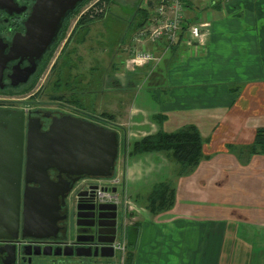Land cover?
I'll list each match as a JSON object with an SVG mask.
<instances>
[{
  "label": "crops",
  "instance_id": "obj_1",
  "mask_svg": "<svg viewBox=\"0 0 264 264\" xmlns=\"http://www.w3.org/2000/svg\"><path fill=\"white\" fill-rule=\"evenodd\" d=\"M234 1L235 7L224 0H183L185 21L206 20L208 25L191 44H172L157 61L127 60L137 46L131 39L135 28L129 27V38L116 48L123 51L113 54L121 56V62L108 71V79L94 63L98 55L86 63L90 70L84 81L101 84L102 89L95 90L108 94L105 101L100 99L97 116L115 123L124 119L131 140L158 128L155 113L164 115V129L192 122L205 139V157L184 174H177L176 168L170 172L171 158L161 151L126 160L125 189L139 206L126 229L132 250L127 264H264V155L242 161L231 148L250 142L257 126L264 125V0ZM146 48L153 49L149 42ZM140 80L141 85L148 81L146 90L137 89L133 98L123 95ZM248 162L256 165L254 174L243 172ZM234 168L240 172L232 173ZM230 178L238 189L232 187L223 214H216L211 186ZM159 180L171 183L174 200L150 212L138 199L144 200Z\"/></svg>",
  "mask_w": 264,
  "mask_h": 264
},
{
  "label": "water",
  "instance_id": "obj_2",
  "mask_svg": "<svg viewBox=\"0 0 264 264\" xmlns=\"http://www.w3.org/2000/svg\"><path fill=\"white\" fill-rule=\"evenodd\" d=\"M78 1L33 0L23 21L24 31L14 32L10 42L0 36V85L6 67L10 68L7 75L11 84L27 79L36 59L50 46L67 11ZM15 3L0 0V8L8 12L17 10ZM13 59L16 62L8 66L7 62ZM23 59L27 64L20 65ZM26 126L25 143L19 126L7 127L1 135L4 143H0V237L9 239L18 232L20 236H56L58 222L66 219V212L60 211L72 184L82 177L111 175L118 150L116 130L88 118L62 114L53 116L43 131L29 120ZM86 191L81 189L78 195L82 197ZM75 207V216H86L87 205L76 203ZM98 207L103 212L115 209L113 203H99ZM105 221L101 219L99 225L105 226ZM43 228L49 231L44 232ZM111 241L101 239L93 250L85 244L50 245V253L111 256Z\"/></svg>",
  "mask_w": 264,
  "mask_h": 264
},
{
  "label": "flooded vegetation",
  "instance_id": "obj_3",
  "mask_svg": "<svg viewBox=\"0 0 264 264\" xmlns=\"http://www.w3.org/2000/svg\"><path fill=\"white\" fill-rule=\"evenodd\" d=\"M14 1L16 2L15 6L17 7V10H11L8 12L5 9L0 8V36L6 42H10L14 32L24 31L23 21L33 2V0ZM42 56L36 59L33 71L24 82L11 84L7 75L8 72H10V68L6 67L4 69L2 84L0 85V143H4L1 140L2 132L5 130L7 131L6 128L11 126L21 127L22 143H25L26 125L28 120L33 124H37L39 129L43 131L47 128L53 116L70 114L81 118H87L85 115L86 112L81 113L84 112L82 105H78V108L73 106V110L71 111L66 108H63L62 110L55 109L53 106H50V101L49 104L41 103L36 96L32 97V95L37 93V90L29 93L31 98H35L33 102L23 100V93L26 90L22 89L34 77ZM14 62H16V59L9 60L7 64L10 66ZM25 64H27V61L23 59L20 62V65ZM29 95L27 94L28 97ZM51 100L55 103H64L59 99ZM23 104L26 106H22ZM91 180L92 177H82L72 184L65 197V205L60 211L66 212V219L64 218L58 222L59 229L56 236H20L18 232V235L12 239L0 237V264H119V258L116 262L110 259L115 253L118 256V253L113 248V254L111 256H101L98 254L77 255L71 253L64 255L62 253H50V245L53 247L55 245L62 247L64 244H69L72 247L77 244L90 245L91 250H93L96 245L101 244V239H114L120 226H123L126 233L128 222L120 217L119 212L116 209H114V211L110 209L108 212H103L99 209V203L93 201L91 189L87 190L86 194L82 195V197L78 195V191L85 189L86 184L93 183ZM67 199H69V203L67 202ZM76 203L88 206V209L84 210L85 217L75 216L78 211L75 207ZM89 204L92 206L90 207ZM103 214H106L104 218L102 217ZM101 219L106 220L105 226L99 225ZM79 221L81 222L78 223ZM101 227L103 229L102 231L105 232L100 231ZM43 231L48 232L49 229L43 228ZM69 231H71L72 234H70ZM75 238L78 239L75 240ZM65 249L69 250L67 247ZM43 250L46 252H42Z\"/></svg>",
  "mask_w": 264,
  "mask_h": 264
},
{
  "label": "rangeland",
  "instance_id": "obj_4",
  "mask_svg": "<svg viewBox=\"0 0 264 264\" xmlns=\"http://www.w3.org/2000/svg\"><path fill=\"white\" fill-rule=\"evenodd\" d=\"M134 1L138 0H112L110 2L106 15L103 17V19L100 20H93L89 25V31L85 35L84 39L81 42L76 43L75 36L74 35L68 42L69 45H75L76 51L71 54V64L72 67L66 68L65 66L62 67V74H61V80L60 84L58 85V89L55 91L52 87V82L56 79L57 75L55 74V71H53V63L56 61L57 56L59 55V52L62 51L63 43L66 41V38L69 35L70 29L73 26V23L75 22L78 13L85 7V5L89 2L88 0L80 7V9L76 12V14L72 15L67 23L65 33L63 37L58 41L56 44L51 56L47 59L46 63L44 64L43 68L39 72V74L36 76V79L34 80L32 86L28 88L24 93L23 100H29L32 101L35 98H31L29 93H31L34 90H37V93L32 95V97H37L39 101L43 104H49L50 106H53L55 109L62 110L63 108H66L67 110H73V106L79 107L78 104L75 102H71L69 100L64 101L63 97L53 98L51 95H57L59 93V90L64 89L67 90V86H64L63 82L66 80L67 73L69 75V79L71 81V85H74L75 88V94L81 101V105L83 106L84 112L87 118H90L91 120H94L96 122H99L101 124H105L107 126H110L114 128L118 134V150L115 160V165L112 171V175H118L120 176L123 173V167L125 166L126 160L129 158L127 155V144L130 143L131 135L127 133L126 131V124L124 123V119L118 118L119 123H115L114 121H108L105 119V117H98L97 110L99 107V101L102 99V102L105 101L108 98L107 91L101 93L98 92L97 89H102V85L98 84L96 85L95 82L86 83L84 81L85 75L89 74L88 71L89 68H86V63L89 62L90 57H93L94 53L96 54V57L98 55V60L94 59V63H96V66L102 71H104L103 74L105 75V78L108 79L110 77L109 72L117 68L116 63L118 65L121 62V56H115L113 58V54L118 47L121 40H127L130 36L131 29L127 27V22L129 17L132 15L133 7H134ZM226 3H229L232 5V7H235L234 4H238L237 1H231V0H224ZM203 4H205V0H202ZM231 7V8H232ZM190 18V16L188 15ZM189 22H195L192 20H188ZM79 34H77L78 36ZM67 44V45H68ZM121 47V46H120ZM123 49L116 50V52H121ZM100 52V55L98 54ZM113 58V64L112 66L109 65L111 63V59ZM92 59V58H91ZM110 61V62H109ZM116 62V63H115ZM73 64L75 67H73ZM107 65V66H106ZM96 72H92V74H95ZM101 76V72L99 74ZM94 81V80H92ZM144 83L145 85H141V80L138 82V86H135L134 88H129L127 90H123L124 94L128 96L129 98H133V96L136 94L137 89L142 88L140 91L146 90L145 86L149 85L147 83ZM69 84V85H70ZM66 87V88H65ZM94 91L91 92V89ZM61 92V91H60ZM148 92L152 95H155L154 90L151 88H148ZM29 95V97L27 96ZM157 94V92H156ZM26 96V97H25ZM140 98V93L137 95V99ZM51 99H59L64 103H55ZM90 100H94V102ZM140 99H138L139 101ZM30 102V103H32ZM141 103V102H140ZM76 104V105H75ZM101 104V103H100ZM81 108V107H80ZM166 127V124L165 126ZM172 128V127H171ZM170 128V129H171ZM235 152L238 151V149H234ZM242 161L246 160V153L242 152L241 154ZM256 157H263V155H258ZM171 158V157H170ZM248 166L243 172H251L254 171V166H256L254 163L248 162ZM170 172L174 173L173 171L175 168L177 169V163L171 158L170 164H169ZM216 169V168H215ZM217 170V169H216ZM232 173L240 172V170L233 169L231 171ZM255 172H251V174H254ZM216 174V173H215ZM121 177V176H120ZM235 178H230L229 180H225L224 184H226L227 187H225L224 184L220 185L216 182H214V186L212 188L213 191H210V197H213L214 207L213 210L216 214H223L225 208L223 206L226 205L228 202L226 196L228 195L229 191H232V187H235L234 189H238L237 185H235L234 182ZM228 184V185H227ZM231 186V187H230ZM147 188V187H145ZM146 190V189H145ZM233 192V191H232ZM69 199H67V202ZM139 203L143 202L145 204V198L142 200L141 198L138 199ZM69 203V202H68ZM211 203V199L210 202ZM132 214V213H131ZM132 215H130L129 219ZM132 221V220H131ZM130 224V223H129ZM70 234H72L71 231H69ZM110 259H112L114 262L118 260V256L115 253L114 256H112Z\"/></svg>",
  "mask_w": 264,
  "mask_h": 264
},
{
  "label": "trees",
  "instance_id": "obj_5",
  "mask_svg": "<svg viewBox=\"0 0 264 264\" xmlns=\"http://www.w3.org/2000/svg\"><path fill=\"white\" fill-rule=\"evenodd\" d=\"M87 0L78 1L73 8L67 11L65 17L62 19L61 24L57 30L55 37L53 38L50 46L44 52L34 77L30 80L22 90L30 88L39 74L47 59L51 56L56 44L63 37L69 18L76 14L80 7ZM112 0H104V6L101 10H93L92 7L79 12L73 26L70 29L69 35L66 41L63 43L62 51L59 52L56 61H54L52 67L53 71L57 75L56 79L52 82V87L56 91L59 87L62 74V67L71 68V54L76 51L75 45H69V40L75 36V42H81L85 35L89 31L90 23L101 17ZM101 4V0L95 1V5ZM148 10L137 4H134L132 15L129 17L127 27L136 28L140 26L148 17ZM186 24H182L180 36L184 32ZM77 34H79L77 36ZM68 44V45H67ZM74 65V64H73ZM69 75L67 73L66 80L63 82L64 86H67V90L60 89L57 95H51L53 98L63 97L69 101L75 102L81 105L80 99L75 94L74 85L70 83ZM70 84V85H69ZM61 91V92H60ZM103 115L111 116L108 112L102 111ZM153 119L158 123V128L151 133L144 134L138 138H135L127 144V155L148 152V151H161L167 156L171 157L177 163V174H184L191 170L192 167L197 165L201 159L205 157L202 150L204 138L202 137L198 126L195 123L189 122L182 124L174 129H164L161 126V119L164 118L162 113H155ZM231 148L238 149V154L242 152L246 153L247 157H251L254 154L264 155V125L257 126L254 134V138L250 142L243 144L233 145ZM144 207L150 212H156L172 204L174 200V187L168 180H159L151 184L149 190L146 192ZM127 236V235H126ZM132 258V250L130 248V242L126 237V251L123 257V264H127Z\"/></svg>",
  "mask_w": 264,
  "mask_h": 264
},
{
  "label": "built area",
  "instance_id": "obj_6",
  "mask_svg": "<svg viewBox=\"0 0 264 264\" xmlns=\"http://www.w3.org/2000/svg\"><path fill=\"white\" fill-rule=\"evenodd\" d=\"M88 1L80 12L89 7L95 11L101 10L104 6V0H101V4L98 6L95 5L97 0ZM137 4L145 7L149 14L144 23L136 27L131 34V39L137 46L132 47L127 60L134 64L148 60L157 61L172 44H191L200 35L202 28H206L208 25L206 20L186 22L183 0H138ZM184 23L186 27L180 36L181 26ZM147 42L153 49L146 48ZM120 176L111 174L92 177L93 183L86 184L85 189H91L95 203H113L120 217L129 224L134 219V213L139 210V206L125 189L122 174ZM130 215L132 216L129 219ZM110 245L116 250L119 260L122 261L126 251V233L123 226H120Z\"/></svg>",
  "mask_w": 264,
  "mask_h": 264
}]
</instances>
